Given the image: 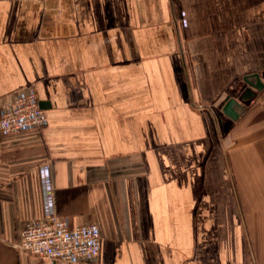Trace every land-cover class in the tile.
I'll list each match as a JSON object with an SVG mask.
<instances>
[{"label":"crops","instance_id":"0c3cea01","mask_svg":"<svg viewBox=\"0 0 264 264\" xmlns=\"http://www.w3.org/2000/svg\"><path fill=\"white\" fill-rule=\"evenodd\" d=\"M253 73L264 0H0V104L32 89L48 117L0 131V264H50L19 248L42 165L56 215L100 230L76 264H264V88L213 112Z\"/></svg>","mask_w":264,"mask_h":264},{"label":"built area","instance_id":"2783aa9c","mask_svg":"<svg viewBox=\"0 0 264 264\" xmlns=\"http://www.w3.org/2000/svg\"><path fill=\"white\" fill-rule=\"evenodd\" d=\"M48 117L40 106L35 90L16 93L0 104V131L13 134L41 130ZM40 168L43 218L26 221L20 229L19 248L28 256L53 264L81 263L95 259L100 247V230L96 224L71 228L66 218L55 213V192L49 167Z\"/></svg>","mask_w":264,"mask_h":264},{"label":"water","instance_id":"95a60500","mask_svg":"<svg viewBox=\"0 0 264 264\" xmlns=\"http://www.w3.org/2000/svg\"><path fill=\"white\" fill-rule=\"evenodd\" d=\"M257 73L247 74L242 77L237 88H231L218 110H214L215 121L223 132L227 120L236 121L246 110L247 106L256 98L264 88L263 82ZM41 108H45V102H40Z\"/></svg>","mask_w":264,"mask_h":264}]
</instances>
